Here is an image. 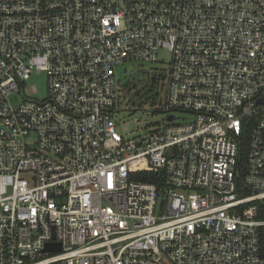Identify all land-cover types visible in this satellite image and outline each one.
I'll return each instance as SVG.
<instances>
[{
	"label": "built area",
	"instance_id": "2783aa9c",
	"mask_svg": "<svg viewBox=\"0 0 264 264\" xmlns=\"http://www.w3.org/2000/svg\"><path fill=\"white\" fill-rule=\"evenodd\" d=\"M163 47L125 138L115 67ZM263 198L264 0H0V264H264Z\"/></svg>",
	"mask_w": 264,
	"mask_h": 264
},
{
	"label": "rangeland",
	"instance_id": "374dc122",
	"mask_svg": "<svg viewBox=\"0 0 264 264\" xmlns=\"http://www.w3.org/2000/svg\"><path fill=\"white\" fill-rule=\"evenodd\" d=\"M170 58L171 52L167 48L163 47L158 50L157 62H123L115 67V74L118 79L121 78L122 80H125L134 75H142L144 72H153L157 74L165 73V69L168 66ZM130 83L133 84V82ZM140 83L141 81H137L133 85L122 88L119 87V100L117 98L114 119L117 131L125 138H134L138 135L144 134L146 131L155 126L168 123V113L165 112L162 107L163 104H160L164 98L165 88L164 90L161 89V96L158 98V102H155L153 106L150 104H144L140 107H133L128 104L132 95L140 87ZM27 84L35 85L37 87L38 91L35 94L37 98H44L46 96L45 72H33L28 78ZM18 98L20 99L22 97L19 95ZM121 101H124V103Z\"/></svg>",
	"mask_w": 264,
	"mask_h": 264
},
{
	"label": "trees",
	"instance_id": "16d2710c",
	"mask_svg": "<svg viewBox=\"0 0 264 264\" xmlns=\"http://www.w3.org/2000/svg\"><path fill=\"white\" fill-rule=\"evenodd\" d=\"M137 81H141L140 87L132 95L128 104L133 107H140L144 104H150L151 106H153L155 102H158V98L161 96V93H162L161 89L164 90L165 88V73L157 74L153 72L151 73L144 72L142 73V75H139V74L134 75L125 80H122L121 78H119L117 80L118 91H119V87L122 88L125 86L126 87L130 86L136 83ZM130 82H133V84H131ZM117 98L119 100V93L117 94ZM163 101H164V98L162 99L160 103L161 105L163 104ZM121 102L124 103V101H121ZM116 104H115V107H116ZM247 133L244 136H242L241 143H240V154L243 160H244V156H245V153L248 147V141H247L248 134ZM145 179L153 180L152 178H149V177H146ZM257 205H258L257 217L259 219H264V198L260 201H257ZM259 242H260V252H261V255L264 257V226H261L259 228Z\"/></svg>",
	"mask_w": 264,
	"mask_h": 264
},
{
	"label": "water",
	"instance_id": "95a60500",
	"mask_svg": "<svg viewBox=\"0 0 264 264\" xmlns=\"http://www.w3.org/2000/svg\"><path fill=\"white\" fill-rule=\"evenodd\" d=\"M46 248L51 249V248H54V247L52 246V244H48V245L46 246ZM55 248H56V247H55ZM58 248H59V245H58Z\"/></svg>",
	"mask_w": 264,
	"mask_h": 264
}]
</instances>
